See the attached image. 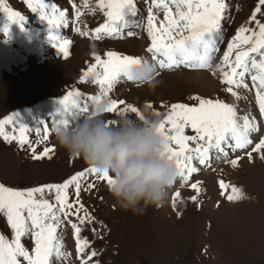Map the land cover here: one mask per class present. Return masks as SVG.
<instances>
[{
    "label": "rangeland",
    "instance_id": "obj_1",
    "mask_svg": "<svg viewBox=\"0 0 264 264\" xmlns=\"http://www.w3.org/2000/svg\"><path fill=\"white\" fill-rule=\"evenodd\" d=\"M46 2L66 10V22L60 29L50 27L38 12H32L27 0H4L5 6L25 16L23 27L10 22L0 11V119L18 114L20 121L31 129L29 139L36 151L41 153L46 147L53 150L51 158L45 156L34 160L31 146L21 147L16 141H5L0 136V183L14 188L62 183L89 167L82 157L70 154L59 145L52 116L61 107L59 99L73 90L81 93L82 107L85 103L89 107V97L99 93L93 76L80 79L83 71L95 62L93 53L106 58V52L111 50L141 56L149 61L152 59V54L147 52L151 40L146 31L147 7L151 0H136L137 16L131 18L134 22L123 28L120 34H102L99 40L93 30L105 21L106 16L97 0H87L88 7H85L86 0ZM227 3L229 8L223 21L224 36L220 45L223 49L225 42H229L242 25L255 27L250 17L258 0H227ZM73 4L80 7L82 15L79 19L75 16ZM154 12L162 19V9H154ZM257 19L264 22V6L262 12L257 13ZM5 26L8 27L7 39L2 31ZM76 27L89 34L81 35ZM53 32H59L71 42L67 57L53 47L50 39ZM221 54L222 51L217 60ZM157 70L158 83L154 88L132 83L126 78L116 82L109 97L125 101V105H118L116 113H105V120H117L119 108L128 104L136 106L141 113L155 114L158 111L162 119L168 106L192 103L190 98L195 95L235 102L241 114L249 112L250 108L255 113L254 101L248 97L251 89L248 87L246 92L244 88L239 89L241 99L236 101L224 91L219 70L215 75L208 70L194 71L183 65L172 69H161L157 65ZM83 114H78L76 119ZM127 115L137 117L135 113ZM40 120L48 124L47 140L42 139L44 130L38 124ZM38 126L40 133L36 132ZM6 131L12 133L13 126L7 125ZM185 134L194 133L186 128ZM249 150L230 151L231 157H239L235 170H230L232 165L227 156L225 163L224 159L219 160L222 154L213 152L204 168L205 173H194L189 185L180 184L179 187L175 183L162 204H149L142 214L124 210L106 182L97 181L94 174L87 175L81 181L82 188L89 184H95V187L82 191L81 201L96 219L81 227L82 238L90 242L86 252H97L92 264H264V159L260 153H253L251 159L243 157L240 160L243 154L236 152L245 154ZM212 171L211 175L208 174ZM220 180L240 188L243 197L229 201L227 193L221 194ZM196 182H200L199 192L191 188ZM176 191L181 195L173 206ZM192 196L197 199H190ZM69 199H75L74 188L70 189ZM68 219L77 222L74 216ZM0 232L11 238L10 226L2 214ZM58 232L64 250L69 253L59 264H81L71 224L62 223ZM24 242L29 248L33 246L27 239Z\"/></svg>",
    "mask_w": 264,
    "mask_h": 264
},
{
    "label": "snow or ice",
    "instance_id": "obj_2",
    "mask_svg": "<svg viewBox=\"0 0 264 264\" xmlns=\"http://www.w3.org/2000/svg\"><path fill=\"white\" fill-rule=\"evenodd\" d=\"M98 7L104 11L105 21L93 31L97 40L103 35L120 34L122 29L134 21L137 16L136 0H97ZM32 12H38L50 27L60 29L66 22V10H60L55 4L46 0H27ZM77 19L82 15L80 7L72 5ZM264 0L258 4L250 17L255 27L242 25L223 52L220 63L214 64V54L220 51L223 42V21L229 8L227 0H151L147 7L146 31L151 40L147 52L152 54L151 62L161 69H172L181 65L188 68L206 69L213 75L219 70L224 91L236 101L241 99L239 89H248L246 78L250 76L255 87L256 102L260 116L264 117V22L257 19V13L262 12ZM85 7H88L87 0ZM154 9H162V19ZM0 11L4 12L12 23L23 27L25 16L5 6L0 0ZM94 11V9H93ZM81 32L79 27L75 29ZM5 39L8 38V27L2 30ZM81 32V35H88ZM132 33H129L131 35ZM53 47L65 57L69 55V40L59 32L50 34ZM106 58L93 53L95 62L83 71L80 79L94 77V83L99 86V93L89 97L91 101L100 97L109 100L106 113H116L118 105L125 101L109 97L114 84L128 76L132 65H138L148 59L141 56L125 55L116 51H107ZM99 69V70H98ZM158 75V74H157ZM192 103H173L168 106L166 114L160 119L159 131L166 141V150L170 158L175 160L178 176L183 182L198 171L193 164L208 163L211 153L228 155L229 150L247 149L249 159L253 153H260L264 159V136L254 143L252 134L261 131L256 123V117L249 112L240 113L235 102L228 103L218 97L206 98L195 95L190 98ZM60 108L52 116L53 125L71 124L78 114L86 113L87 104L81 105V93L77 90L69 92L58 101ZM151 107V105H149ZM141 114L134 105L119 108V115L127 113ZM160 116V112H155ZM71 118V119H70ZM115 120L107 121L112 124ZM43 126L42 139L47 140L49 127L45 120L38 121ZM12 125L13 131H6V126ZM189 128L194 134L186 135ZM29 125L22 123L19 115L13 113L0 119V136L5 141H16L21 147L31 146L32 158L40 160L45 156L51 158L50 148L38 153L29 139ZM38 126L36 132L40 133ZM254 145V146H253ZM239 157L228 161L233 167L238 165ZM89 174H94L97 181L113 183V178L107 172L100 173L94 167H87L65 179L62 183L43 184L37 187L14 188L0 183V214L6 217L11 229V238L0 232V264H59L69 253L64 250V243L58 229L62 223L71 224L76 237V252L81 257V264H92L97 252L89 254L86 249L90 242L82 238V225L91 224L95 217L81 201V192L95 187L89 184L82 188L81 181ZM221 194L227 193L229 201L240 200L243 193L240 188L230 185L224 180L219 181ZM74 188L75 199H69L70 189ZM191 188L200 190V182L192 183ZM230 189V191H229ZM181 193L176 191L173 196V206ZM196 200L197 196L190 197ZM76 217L73 223L69 217ZM95 233L96 229H92ZM25 239L32 242L29 248Z\"/></svg>",
    "mask_w": 264,
    "mask_h": 264
},
{
    "label": "clouds",
    "instance_id": "obj_3",
    "mask_svg": "<svg viewBox=\"0 0 264 264\" xmlns=\"http://www.w3.org/2000/svg\"><path fill=\"white\" fill-rule=\"evenodd\" d=\"M157 74V66L148 60L132 65L126 79L154 88ZM108 104L107 97L93 100L80 118L54 125L53 131L66 151L112 176L109 191L120 207L142 214L149 204H162L175 184V160L159 131V116L148 111L137 117L121 114L109 124L104 118Z\"/></svg>",
    "mask_w": 264,
    "mask_h": 264
},
{
    "label": "bare ground",
    "instance_id": "obj_4",
    "mask_svg": "<svg viewBox=\"0 0 264 264\" xmlns=\"http://www.w3.org/2000/svg\"><path fill=\"white\" fill-rule=\"evenodd\" d=\"M214 64H218V62L216 63V61L214 62ZM246 80L249 82V84H250V76L249 77H247L246 78ZM250 98H252L253 100H254V103H255V105L257 106L258 104H257V102H256V97H250ZM250 113H251V115H253V116H255L256 117V123L258 124V125H260L261 126V128L264 126V117H262V116H260V114H259V111H257V108H255V113L253 112V108H250V111H249ZM259 135H260V133H259ZM259 135H257L256 133H253L252 134V137H254L255 138V136H258L259 137ZM257 137V138H258ZM225 158V157H224ZM207 164V163H206ZM203 166H206V165H203ZM177 180L178 181H181L182 179L178 176L177 177ZM176 180V181H177Z\"/></svg>",
    "mask_w": 264,
    "mask_h": 264
}]
</instances>
